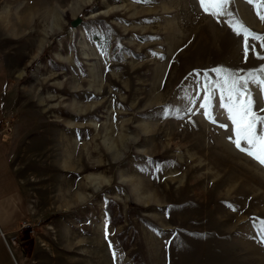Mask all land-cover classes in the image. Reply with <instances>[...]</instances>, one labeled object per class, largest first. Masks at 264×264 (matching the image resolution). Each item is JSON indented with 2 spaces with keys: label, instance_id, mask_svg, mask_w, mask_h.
Listing matches in <instances>:
<instances>
[{
  "label": "rangeland",
  "instance_id": "rangeland-1",
  "mask_svg": "<svg viewBox=\"0 0 264 264\" xmlns=\"http://www.w3.org/2000/svg\"><path fill=\"white\" fill-rule=\"evenodd\" d=\"M225 12L0 0L5 149L30 204L18 243L0 220V264H264V164L233 142L209 71L264 79L233 31L264 34V20L247 0Z\"/></svg>",
  "mask_w": 264,
  "mask_h": 264
},
{
  "label": "snow or ice",
  "instance_id": "snow-or-ice-1",
  "mask_svg": "<svg viewBox=\"0 0 264 264\" xmlns=\"http://www.w3.org/2000/svg\"><path fill=\"white\" fill-rule=\"evenodd\" d=\"M234 0H199V4L203 10L210 15H225L226 8ZM247 3L254 5L256 9L257 16L264 20V15L261 14L260 9L264 8V0H247ZM231 15V13H227ZM233 31L237 36H243V46L245 60L247 61L249 48H251L252 54L256 59L264 60V55L256 51V45L252 44L249 46V37L253 40L261 41L260 47L264 49V34H258L247 28L245 25L240 24L237 29L233 26ZM209 71L218 74L223 73L222 79L224 84L220 85V88L224 89L226 95L221 96V102L218 107L223 108L228 113V119L232 121L235 126V135L237 139L233 141L236 147L242 151L247 152L248 155L254 156L258 159L261 164H264V116L257 115V112H264V108L258 107V102L256 97L252 95L250 89L246 87L249 80L252 83L260 86V92L264 94V79L257 80L255 75L250 73V75L245 78L238 76L231 69L213 68ZM241 71H243L241 69ZM258 71L262 76H264V65ZM227 85V88L224 86ZM212 97L209 96V101ZM224 101H227L226 103ZM208 118L213 122H217L216 116L209 114ZM221 128L228 130L227 124H220ZM231 140L232 137L230 136ZM242 142L250 148L242 146ZM259 153V154H258ZM115 256V253H113Z\"/></svg>",
  "mask_w": 264,
  "mask_h": 264
},
{
  "label": "crops",
  "instance_id": "crops-1",
  "mask_svg": "<svg viewBox=\"0 0 264 264\" xmlns=\"http://www.w3.org/2000/svg\"><path fill=\"white\" fill-rule=\"evenodd\" d=\"M7 82V73L0 69V220L9 236L18 243L17 225L27 217L30 204L5 149L3 103Z\"/></svg>",
  "mask_w": 264,
  "mask_h": 264
},
{
  "label": "water",
  "instance_id": "water-1",
  "mask_svg": "<svg viewBox=\"0 0 264 264\" xmlns=\"http://www.w3.org/2000/svg\"><path fill=\"white\" fill-rule=\"evenodd\" d=\"M82 20L83 19L81 17H78V18L72 20L71 24L73 27H77L82 22Z\"/></svg>",
  "mask_w": 264,
  "mask_h": 264
},
{
  "label": "built area",
  "instance_id": "built-area-1",
  "mask_svg": "<svg viewBox=\"0 0 264 264\" xmlns=\"http://www.w3.org/2000/svg\"><path fill=\"white\" fill-rule=\"evenodd\" d=\"M4 125H5V127H4L5 130H7L9 132L12 130V126H11L9 121H4Z\"/></svg>",
  "mask_w": 264,
  "mask_h": 264
},
{
  "label": "trees",
  "instance_id": "trees-1",
  "mask_svg": "<svg viewBox=\"0 0 264 264\" xmlns=\"http://www.w3.org/2000/svg\"><path fill=\"white\" fill-rule=\"evenodd\" d=\"M4 128V127H3Z\"/></svg>",
  "mask_w": 264,
  "mask_h": 264
}]
</instances>
